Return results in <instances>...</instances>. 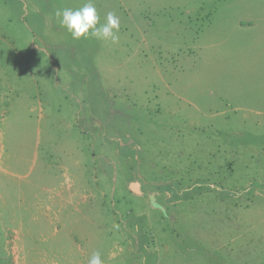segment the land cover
<instances>
[{
  "label": "rangeland",
  "instance_id": "rangeland-1",
  "mask_svg": "<svg viewBox=\"0 0 264 264\" xmlns=\"http://www.w3.org/2000/svg\"><path fill=\"white\" fill-rule=\"evenodd\" d=\"M86 2L0 0V264H264V0Z\"/></svg>",
  "mask_w": 264,
  "mask_h": 264
},
{
  "label": "clouds",
  "instance_id": "clouds-1",
  "mask_svg": "<svg viewBox=\"0 0 264 264\" xmlns=\"http://www.w3.org/2000/svg\"><path fill=\"white\" fill-rule=\"evenodd\" d=\"M55 15L60 18L61 26L66 27L73 39L92 37L98 40H110L113 44L119 42V17L114 12H109L106 22L101 23L93 0H87L82 7L77 9H59ZM88 264H104L100 252L93 253Z\"/></svg>",
  "mask_w": 264,
  "mask_h": 264
}]
</instances>
